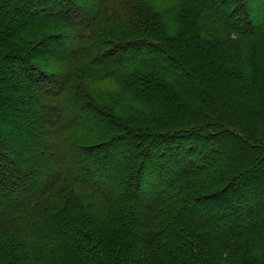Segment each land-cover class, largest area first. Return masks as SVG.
I'll return each instance as SVG.
<instances>
[{"label": "trees", "instance_id": "1", "mask_svg": "<svg viewBox=\"0 0 264 264\" xmlns=\"http://www.w3.org/2000/svg\"><path fill=\"white\" fill-rule=\"evenodd\" d=\"M0 264H264V0H0Z\"/></svg>", "mask_w": 264, "mask_h": 264}]
</instances>
